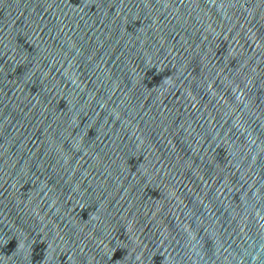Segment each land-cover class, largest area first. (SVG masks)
<instances>
[{
  "label": "water",
  "instance_id": "95a60500",
  "mask_svg": "<svg viewBox=\"0 0 264 264\" xmlns=\"http://www.w3.org/2000/svg\"><path fill=\"white\" fill-rule=\"evenodd\" d=\"M0 264H264V0H0Z\"/></svg>",
  "mask_w": 264,
  "mask_h": 264
}]
</instances>
